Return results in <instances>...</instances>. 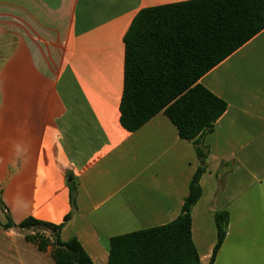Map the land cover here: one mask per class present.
<instances>
[{"label": "crops", "instance_id": "0c3cea01", "mask_svg": "<svg viewBox=\"0 0 264 264\" xmlns=\"http://www.w3.org/2000/svg\"><path fill=\"white\" fill-rule=\"evenodd\" d=\"M187 0H0V198L15 224H60L95 264L117 235L181 213L199 160L161 111L139 129L120 122L125 35L147 7ZM228 108L204 140L208 166L192 209L201 263L264 264V29L200 78ZM72 178L69 180V178ZM12 228L0 229L13 233ZM250 242V243H248Z\"/></svg>", "mask_w": 264, "mask_h": 264}, {"label": "trees", "instance_id": "16d2710c", "mask_svg": "<svg viewBox=\"0 0 264 264\" xmlns=\"http://www.w3.org/2000/svg\"><path fill=\"white\" fill-rule=\"evenodd\" d=\"M264 29V0H187L141 9L124 38V86L120 103L122 126L135 131L157 113L176 125L181 138L194 145L198 168L180 215L173 221L111 238L109 264H202L192 239V209L202 195L209 146L205 136L228 104L200 83V78ZM78 182H69L71 209L55 224L28 217L18 225L7 213L5 228H42L48 235L36 243L52 247L55 264H95L77 238L62 241L63 226L77 209ZM0 207L6 209L0 199ZM217 243L208 264L223 244L229 213L214 215Z\"/></svg>", "mask_w": 264, "mask_h": 264}, {"label": "rangeland", "instance_id": "374dc122", "mask_svg": "<svg viewBox=\"0 0 264 264\" xmlns=\"http://www.w3.org/2000/svg\"><path fill=\"white\" fill-rule=\"evenodd\" d=\"M3 218L0 208V220ZM0 227L6 229L1 222ZM12 231L9 234L0 229V264H55L51 256V246L46 251H40L35 242L26 238L27 235H35L41 240L48 232L42 228L27 229L19 226H15ZM259 243L264 245V234L259 238Z\"/></svg>", "mask_w": 264, "mask_h": 264}, {"label": "water", "instance_id": "95a60500", "mask_svg": "<svg viewBox=\"0 0 264 264\" xmlns=\"http://www.w3.org/2000/svg\"><path fill=\"white\" fill-rule=\"evenodd\" d=\"M72 178L70 177L69 180H71Z\"/></svg>", "mask_w": 264, "mask_h": 264}]
</instances>
